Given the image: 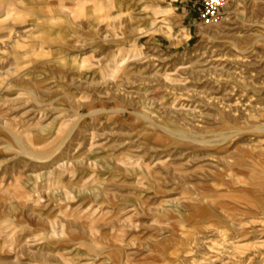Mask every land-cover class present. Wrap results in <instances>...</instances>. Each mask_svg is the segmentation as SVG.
I'll use <instances>...</instances> for the list:
<instances>
[{"label": "rangeland", "instance_id": "obj_1", "mask_svg": "<svg viewBox=\"0 0 264 264\" xmlns=\"http://www.w3.org/2000/svg\"><path fill=\"white\" fill-rule=\"evenodd\" d=\"M191 1L0 0V264H264V0Z\"/></svg>", "mask_w": 264, "mask_h": 264}, {"label": "built area", "instance_id": "obj_2", "mask_svg": "<svg viewBox=\"0 0 264 264\" xmlns=\"http://www.w3.org/2000/svg\"><path fill=\"white\" fill-rule=\"evenodd\" d=\"M228 0H192L191 8L197 11V18L205 24L218 21L225 12Z\"/></svg>", "mask_w": 264, "mask_h": 264}, {"label": "bare ground", "instance_id": "obj_3", "mask_svg": "<svg viewBox=\"0 0 264 264\" xmlns=\"http://www.w3.org/2000/svg\"><path fill=\"white\" fill-rule=\"evenodd\" d=\"M259 245H261V244H259ZM264 246V245H263Z\"/></svg>", "mask_w": 264, "mask_h": 264}]
</instances>
